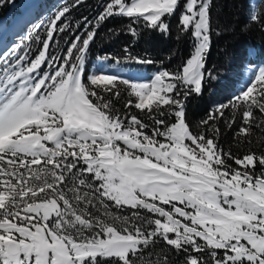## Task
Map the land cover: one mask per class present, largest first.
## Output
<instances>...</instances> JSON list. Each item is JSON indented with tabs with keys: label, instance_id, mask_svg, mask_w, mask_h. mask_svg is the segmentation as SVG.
Returning <instances> with one entry per match:
<instances>
[{
	"label": "snow or ice",
	"instance_id": "obj_1",
	"mask_svg": "<svg viewBox=\"0 0 264 264\" xmlns=\"http://www.w3.org/2000/svg\"><path fill=\"white\" fill-rule=\"evenodd\" d=\"M211 3L105 5L96 27L121 16L133 36L131 25L141 22L167 34L165 18L178 15L180 31L191 29L194 50L182 69L159 71L148 83L107 63L86 73L95 28L82 41L77 35L63 56L51 53L54 34L69 27L59 25L69 7L51 19L46 39L37 36L35 58L31 44L0 54V264H264V173L255 174L264 154L224 152L210 123L230 108L242 122L237 136L250 132L254 110L264 113V66L249 65V83L201 121L212 136L194 134L186 123L188 95L215 78L205 71ZM261 19L250 7L249 20ZM121 85L129 97L124 108L147 110L151 126L114 106ZM156 247L161 254L152 259Z\"/></svg>",
	"mask_w": 264,
	"mask_h": 264
},
{
	"label": "trees",
	"instance_id": "obj_2",
	"mask_svg": "<svg viewBox=\"0 0 264 264\" xmlns=\"http://www.w3.org/2000/svg\"><path fill=\"white\" fill-rule=\"evenodd\" d=\"M109 1L99 0L98 5L95 0H83L82 3H76L73 7V3L68 5V1L62 0L59 5V7L71 6L69 14L66 15L69 19L67 32H74V29H81L83 26L84 33L87 32L86 29L90 31L95 28L96 35L90 42L87 52L86 69L95 61H102L110 66L132 72L154 75L162 70L175 73L182 69L193 51L194 41L190 29L187 33L180 31L177 15L165 18L170 26L167 34L148 29L141 22L138 25H131L136 28L138 34L133 36L129 30L131 21L126 17L114 16L96 27L97 17L104 8L102 6ZM249 1L212 0L210 6L211 47L207 53L205 71L210 70L215 78L206 77L202 93L199 95L190 93L185 101L186 123L194 134L206 132L207 135L212 136L213 133L207 132L201 125V121L208 119L209 113L215 112L216 106L227 105L234 96L238 95L236 87L245 66H264V4L258 9L256 5L255 8L262 17L261 21L252 22L249 20ZM6 2L7 0H4L3 4ZM257 4H261V0ZM85 22H90L87 28H85ZM125 49L128 51L126 52ZM105 57L111 59L105 61ZM137 59L152 60L153 63L139 64L136 63ZM120 89L121 97L113 99L114 106L119 109L121 115L130 111L151 126V121L147 119V110L141 112L134 108H124V103L129 97L124 85H121ZM254 116L255 120L250 132L247 135L237 136L242 126L239 113L230 108L224 109L223 117L210 122L213 127L220 130L214 137L218 146L224 152H231L238 157L249 152H255L257 155L264 154V113H259L257 109L254 110ZM233 117L236 118V123L229 127ZM171 119L174 120V118ZM229 163L233 162L229 161ZM233 166L238 167L234 163ZM261 173H264V168L257 166L255 174L259 176ZM158 244L162 242L158 241ZM152 251L154 252L152 259H156L161 254L160 247ZM164 251H168V246L164 247ZM169 256L175 260L182 259L173 253H169Z\"/></svg>",
	"mask_w": 264,
	"mask_h": 264
},
{
	"label": "rangeland",
	"instance_id": "obj_3",
	"mask_svg": "<svg viewBox=\"0 0 264 264\" xmlns=\"http://www.w3.org/2000/svg\"><path fill=\"white\" fill-rule=\"evenodd\" d=\"M63 1H68L69 2L68 5L72 3L73 5H75L77 3L76 0H63ZM61 2L62 0H14V1L7 0L5 4L1 5L0 6V13H1L0 41L4 39L6 47H3L1 49L0 54H3L4 56L7 57L11 54L12 50L18 48V46L24 45L25 47H27L29 44H31L29 54L32 58H35V55H37L39 50L42 49V43L37 42L36 38L37 36L42 37L40 41H43L44 39H46L47 25L50 23L51 19H53L54 16L58 13V11L66 7V6L59 7ZM97 2L99 5V0H95V3ZM126 2L130 3V0H126ZM258 2L259 0H250L249 9L250 7L251 9H255ZM105 5L102 7H105ZM67 7L71 8V6H67ZM69 12L66 15H68ZM67 21H69V19L67 16H65L64 18H62V21L59 22V25L63 26L68 23ZM178 21H179V18H178ZM28 24H30L29 26L31 27V29L29 28L30 31L28 32V34L24 35L21 39L18 40V38L23 33L22 29L25 26L27 27ZM85 24L89 25L88 22H85L84 25ZM67 25H69V23ZM74 25H76V23H74ZM67 29L63 33L57 32L56 34H54V40L56 42L50 45L51 53L56 54L58 56H63L66 53L67 48L70 46V44L73 42V40L75 39L77 35L81 37V41H82L84 38H86L87 32H88V29H86L87 32L85 33L83 32L84 26L81 29H74V32L73 31L67 32ZM17 34L18 36H16ZM29 36H31L32 38L31 41L28 40ZM192 40L194 41L193 36H192ZM102 63H103L102 61L92 62L87 67L86 73L91 74V73L96 72L98 66H100ZM3 67H4V61H2L0 64V71H2ZM253 68H256V67L253 66ZM109 70L119 71L120 75L124 77H129L131 75V73H128L126 70L120 69L118 67H110ZM42 71H48V69L45 67L42 69ZM252 74L253 73L249 70V66H245L241 72L240 83L238 84V87H236V92L238 94L240 93L241 89L244 88V86L247 83H249L250 77ZM141 75H144V73H141ZM149 77L153 79L154 75H149ZM201 243L203 242L201 241Z\"/></svg>",
	"mask_w": 264,
	"mask_h": 264
},
{
	"label": "crops",
	"instance_id": "obj_4",
	"mask_svg": "<svg viewBox=\"0 0 264 264\" xmlns=\"http://www.w3.org/2000/svg\"><path fill=\"white\" fill-rule=\"evenodd\" d=\"M128 73H131V75L129 77H131L134 81L147 83V82L152 80L148 74L141 75V73H134V72H128ZM125 78H127V77H125Z\"/></svg>",
	"mask_w": 264,
	"mask_h": 264
},
{
	"label": "bare ground",
	"instance_id": "obj_5",
	"mask_svg": "<svg viewBox=\"0 0 264 264\" xmlns=\"http://www.w3.org/2000/svg\"><path fill=\"white\" fill-rule=\"evenodd\" d=\"M28 25H29V24H28ZM18 27H19V26H18ZM16 28H17V27H16ZM29 28L31 29V27H29ZM30 29H29V30H30ZM15 30H16V29H15ZM21 31H22V30H21ZM14 32H15V31H14ZM14 32H13V33H14ZM13 33H12V34H13ZM19 33H20V32H19ZM16 36H18V34H17ZM11 42H12V40H11ZM3 47H6V46H5V40H4V39H2V40L0 41V51H1V49H2Z\"/></svg>",
	"mask_w": 264,
	"mask_h": 264
}]
</instances>
